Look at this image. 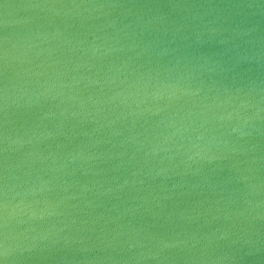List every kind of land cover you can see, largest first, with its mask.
<instances>
[{
  "label": "water",
  "instance_id": "1",
  "mask_svg": "<svg viewBox=\"0 0 264 264\" xmlns=\"http://www.w3.org/2000/svg\"><path fill=\"white\" fill-rule=\"evenodd\" d=\"M0 264H264V0H0Z\"/></svg>",
  "mask_w": 264,
  "mask_h": 264
}]
</instances>
